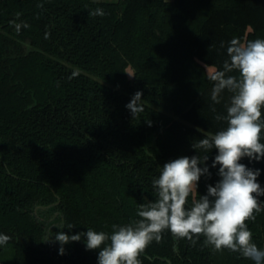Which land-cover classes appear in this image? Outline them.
<instances>
[{"label":"trees","instance_id":"16d2710c","mask_svg":"<svg viewBox=\"0 0 264 264\" xmlns=\"http://www.w3.org/2000/svg\"><path fill=\"white\" fill-rule=\"evenodd\" d=\"M97 8L105 15L90 16ZM234 38L264 39V0H0V234L10 237L0 264H98L84 237L60 254L50 235L133 223L161 167L201 155L193 142L227 126L215 116L232 93L214 104L210 76ZM137 91L144 111L133 118ZM217 154L203 153L211 175L186 207L220 179ZM240 163L264 188V158ZM247 226L264 249V205ZM193 240L165 229L140 264H254Z\"/></svg>","mask_w":264,"mask_h":264},{"label":"clouds","instance_id":"9594fccd","mask_svg":"<svg viewBox=\"0 0 264 264\" xmlns=\"http://www.w3.org/2000/svg\"><path fill=\"white\" fill-rule=\"evenodd\" d=\"M89 15L104 16L105 12L97 8ZM20 27L16 24L17 31ZM227 56L229 59L224 61L222 70L214 71L210 76L214 82L211 91L214 104L221 102L225 90L232 93L225 106L226 115L215 116L227 126L193 142L192 147L201 155L183 156L161 167L159 177L152 182L156 198L140 204L138 220L126 226L113 225L110 235L91 228L75 235L60 231L55 234V241L61 245L60 254L64 253L63 245L84 237L87 250H98V264H140L141 253L152 241L159 242L167 229L173 236L193 242V237L203 236L205 243L217 251L228 249L254 264H264V249L253 242V234L247 226V221H254L255 214L264 205L259 199L264 196V188L257 182L260 170L240 163L244 157L255 161L264 158V143H261L264 130V121L261 120V110L264 109V39L241 43L234 38L227 47ZM234 71L239 76L230 75ZM142 95L137 91L126 105L133 118L144 111ZM212 111L215 112L214 107ZM213 148L218 154L211 167L219 165L220 179L214 186H207L206 195H199L190 207H186L189 196L197 193L201 176L211 175L206 164L208 157L203 153ZM73 226L68 225V228ZM9 240L8 235L0 234V245Z\"/></svg>","mask_w":264,"mask_h":264},{"label":"rangeland","instance_id":"374dc122","mask_svg":"<svg viewBox=\"0 0 264 264\" xmlns=\"http://www.w3.org/2000/svg\"><path fill=\"white\" fill-rule=\"evenodd\" d=\"M97 1H117V0H97ZM210 72L214 71V68L213 67H209L208 68ZM128 76L130 79H133L134 77V71L133 69L130 67L128 68ZM56 216H52L49 218V221H53V219H55ZM50 241L51 243H55V236L53 234L50 235ZM7 258H8V253L6 254Z\"/></svg>","mask_w":264,"mask_h":264},{"label":"water","instance_id":"95a60500","mask_svg":"<svg viewBox=\"0 0 264 264\" xmlns=\"http://www.w3.org/2000/svg\"><path fill=\"white\" fill-rule=\"evenodd\" d=\"M169 264H171V263L169 262Z\"/></svg>","mask_w":264,"mask_h":264}]
</instances>
